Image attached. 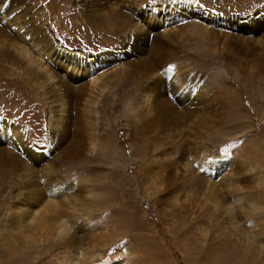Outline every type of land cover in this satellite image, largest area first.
<instances>
[{
  "label": "rangeland",
  "instance_id": "1",
  "mask_svg": "<svg viewBox=\"0 0 264 264\" xmlns=\"http://www.w3.org/2000/svg\"><path fill=\"white\" fill-rule=\"evenodd\" d=\"M176 1L202 15V26L212 35L196 34L184 19L180 27L188 29L187 34H179L170 57L183 50L192 54H198V48L206 50L211 62L194 70L198 88L208 87L216 93L219 113L199 126L197 133L204 144L193 152L186 150L184 157L175 147L167 148L165 136L153 139L149 131L139 128L146 102H124L125 96H120L118 110L111 106L115 114L109 110H97V114L91 105H82L85 153L53 164L56 153H51L49 145L55 141L38 99L42 79L27 72L26 64L15 68L0 61V121L3 125L15 121L19 138L27 141L34 154L49 156L33 167L42 192L28 201L20 195L22 185L11 190L7 180L12 174L5 178L3 170L8 166H1L0 264H214L219 256L230 258L226 264H264L263 3ZM29 3L64 48L91 58L89 69L94 70L95 82L100 89L108 85L104 93L127 80L123 73L102 84L104 74L133 60L111 65L121 49L102 46L103 36L92 35L81 22L73 0ZM148 4L156 6L159 1L148 0L140 6ZM227 26L255 40L248 47L250 55L220 52L213 36ZM89 95L94 92L87 90ZM75 122L76 117L74 126ZM6 129L0 133L13 137L11 126ZM108 139L118 144L117 161L106 155L104 142ZM160 160L174 165V173L181 174L172 185L160 182ZM47 168L53 175L49 182H45ZM167 185L171 186L166 189ZM15 211L21 213L20 220L19 216L11 219Z\"/></svg>",
  "mask_w": 264,
  "mask_h": 264
},
{
  "label": "bare ground",
  "instance_id": "2",
  "mask_svg": "<svg viewBox=\"0 0 264 264\" xmlns=\"http://www.w3.org/2000/svg\"><path fill=\"white\" fill-rule=\"evenodd\" d=\"M29 1L0 0V61L9 62L15 68H21L26 64L27 72L30 71L34 78L42 79L38 99L47 112L50 134L55 141L49 145L51 153H56L53 164L73 157H82L85 153L84 125H82L85 110L82 111V105H91L94 113L97 110L102 112L109 110L115 114L111 106L116 108V111L118 110L116 101L120 96H125L124 102L128 99L146 102L140 116H145V118H142L139 128L149 131L153 139L165 136L167 142H164L169 143L170 146H166L167 148L175 147L177 153L184 157L186 150L191 149L193 152L201 147V143L204 144L205 140H199L197 130L205 119L211 120L210 118L218 117L217 96L208 87L198 88L199 80L194 69L199 64L208 65L211 59L209 55L204 54L206 50L200 48L198 50L202 53L192 54L183 50L181 55L170 57L179 34L181 35V32L187 34L188 29L180 27L184 19L192 24V29L196 34L200 31L209 36L212 35L207 28L202 26L204 25L202 15L188 8L186 4L177 3L176 0H158L159 4L156 6L149 7L148 4V7L143 8L140 5L148 0H73L82 17L81 22L92 32V35L103 36L102 46L111 51L113 48L121 49L113 56L111 65L133 60L127 66L112 69L102 76L104 85L111 78L119 77L123 73L128 75L127 80H124L118 89L104 93L108 85L105 84L100 89L98 82H95L92 74L94 70L89 69L93 64L91 58L87 54L75 53L64 48L50 31L46 22L41 19L40 12L38 13L35 7L30 6ZM253 1L263 3L264 8V0ZM239 2L240 0L234 3ZM210 25L218 27L215 22H211ZM228 28L230 27L227 26V30H219L218 34L213 36L220 52L229 53L235 57L250 55L251 51L248 47L252 46L255 40L238 34L232 28L228 30ZM123 34L125 37L122 36ZM21 39H26V43H21ZM183 53L186 55L183 56ZM173 64L176 67L170 68ZM17 77L18 75L14 78ZM18 79L20 80L21 76ZM185 87L187 88L184 90ZM87 90H92L94 96H86ZM75 117L78 125L75 122L74 126ZM7 125L11 126L13 137L3 132L0 133V170H2V165L8 166L3 173L5 178L12 174L7 180L11 182V190L17 189L19 184L22 185L20 195L28 201L42 192V187L40 188L36 183L34 176L36 172L33 167L36 163L40 164L38 161H43L48 155L34 154L35 151L27 145V141L19 138L17 133L19 129L15 121L12 124L6 122L4 125L3 121H0V130L6 129ZM104 143L107 153L103 152L108 155L109 160L117 161V142L108 139ZM187 145H190V148H187ZM155 151L157 152L156 149ZM167 159L164 160L167 161ZM193 161L196 159L193 158ZM154 162L155 160H151L150 164ZM173 166L165 165L161 161L159 170L162 178L160 182L167 181L172 185L179 179L181 174L174 173L176 170ZM51 171L47 168L49 175L46 181L44 180L45 182L53 178V175L50 176ZM18 173L21 176L15 179ZM19 178L23 179L19 181ZM171 185H167L166 189ZM18 212H13L12 215L15 216L11 219L19 216L18 220H20L21 213ZM64 232L67 230L65 229ZM228 260H230L228 256L225 258L219 256L214 264H226Z\"/></svg>",
  "mask_w": 264,
  "mask_h": 264
}]
</instances>
